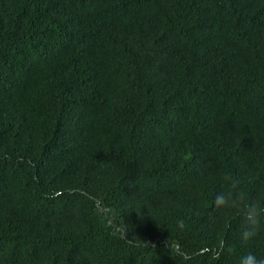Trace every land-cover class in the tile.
Returning a JSON list of instances; mask_svg holds the SVG:
<instances>
[{
    "label": "trees",
    "instance_id": "1",
    "mask_svg": "<svg viewBox=\"0 0 264 264\" xmlns=\"http://www.w3.org/2000/svg\"><path fill=\"white\" fill-rule=\"evenodd\" d=\"M224 177L264 204V0H0V264L262 258Z\"/></svg>",
    "mask_w": 264,
    "mask_h": 264
},
{
    "label": "clouds",
    "instance_id": "2",
    "mask_svg": "<svg viewBox=\"0 0 264 264\" xmlns=\"http://www.w3.org/2000/svg\"><path fill=\"white\" fill-rule=\"evenodd\" d=\"M212 204L221 215L233 210L238 213L242 246H246L256 238L261 227L264 226V204L250 199L240 182L230 177H224V187L216 192ZM179 226L183 227L182 221L179 222ZM224 250L229 253L235 251L231 246H227ZM237 264H264V257L258 258L253 252L248 251L238 257Z\"/></svg>",
    "mask_w": 264,
    "mask_h": 264
}]
</instances>
